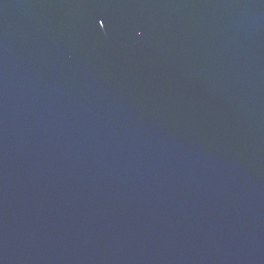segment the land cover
<instances>
[{
  "label": "water",
  "instance_id": "water-1",
  "mask_svg": "<svg viewBox=\"0 0 264 264\" xmlns=\"http://www.w3.org/2000/svg\"><path fill=\"white\" fill-rule=\"evenodd\" d=\"M0 264H264V0H0Z\"/></svg>",
  "mask_w": 264,
  "mask_h": 264
}]
</instances>
